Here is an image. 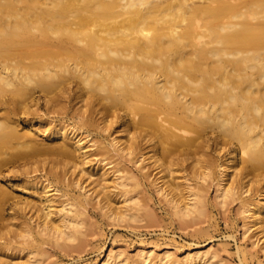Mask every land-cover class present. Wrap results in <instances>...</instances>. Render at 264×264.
Listing matches in <instances>:
<instances>
[{"label":"bare ground","instance_id":"6f19581e","mask_svg":"<svg viewBox=\"0 0 264 264\" xmlns=\"http://www.w3.org/2000/svg\"><path fill=\"white\" fill-rule=\"evenodd\" d=\"M72 76L79 79L76 97L88 114L102 113L110 125L120 119V131L129 135L114 136L113 149L145 155L146 178L154 174L157 191L183 217L200 211L204 196L173 174L183 162L191 160L196 168L207 160L196 155L205 153L211 129L219 152L226 150L220 202L241 199L242 212L251 218L245 231L256 230L264 243V0H0V103L10 91L30 111L39 103V87L51 104L49 93L55 86L63 90ZM118 106L124 113L116 112ZM86 111L80 120L94 123ZM41 124L0 114V155L10 144H39L34 130ZM48 135L56 140L57 163L79 168L76 181H91L88 191L104 196L109 216L133 215L116 206L110 189L109 181L119 178L118 169L106 167L113 162L111 148L88 144L89 135L65 124ZM72 138L88 153L78 161ZM204 167L194 174L206 178L209 166ZM46 180H29L25 192L39 198L46 193L54 201L57 188ZM8 195L0 184V198ZM54 214L38 211L40 231L64 234ZM214 256L211 249L190 251L186 264H214ZM111 257L103 264L116 261ZM148 259L140 264H166L172 257Z\"/></svg>","mask_w":264,"mask_h":264},{"label":"rangeland","instance_id":"374dc122","mask_svg":"<svg viewBox=\"0 0 264 264\" xmlns=\"http://www.w3.org/2000/svg\"><path fill=\"white\" fill-rule=\"evenodd\" d=\"M78 82L79 79L72 76L66 79L63 90L55 86L49 93L51 104L46 102L40 88H35L34 96L39 103L30 111L10 91L1 98L6 101L0 103L1 115L21 124L38 121L42 124L34 130L39 144L31 141L10 144L8 153L0 155V159H5L0 167V184L9 190L7 198H0V264H103L109 256L116 260L112 264H140L148 259V249L153 250L146 263L168 253L172 260L166 264H186L188 252L211 249L214 264H264V243L258 242L260 234L256 230L245 231L251 218L246 217L248 212H242L241 199L220 202L218 180L226 150L219 152L211 129H208L210 140L205 153L196 155L207 160L198 162L196 168L190 164L191 160L183 162L173 174L175 181L184 183L187 188L192 184L191 187H196L204 196L201 210L183 217L176 214L172 203L157 191L152 182L154 174L146 178L145 155H127L113 149L114 136L127 140L129 135L120 131V119L110 125L103 122L102 113L88 114V106L76 97ZM116 108V112L124 113L119 106ZM84 110L94 123L80 120L79 113ZM60 124L89 135L88 144L112 149L110 160L113 162L106 167L111 172L118 169L115 177L119 178L117 182L109 181L110 189L116 206H122L133 215L109 216L108 208L103 206L104 196L97 198L92 190L88 191L91 181H76L80 176L79 168L71 170L57 163L60 157L54 148L56 140L48 132ZM72 142L77 147L74 159L78 161L88 154L78 147L76 139L72 138ZM89 165L83 166L89 169ZM204 166L209 168L204 169L208 175L203 179L194 171L203 170ZM35 178H46V182L57 188L52 195L54 201L43 192L40 198L33 190L25 192L23 184ZM126 198L128 200L124 201ZM37 209L40 213L54 210L53 218L64 223L65 233L40 231ZM72 219H77L78 224L73 225ZM143 249L144 254H140Z\"/></svg>","mask_w":264,"mask_h":264}]
</instances>
